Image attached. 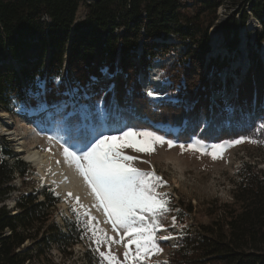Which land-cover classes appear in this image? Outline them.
I'll use <instances>...</instances> for the list:
<instances>
[{
  "label": "trees",
  "instance_id": "trees-1",
  "mask_svg": "<svg viewBox=\"0 0 264 264\" xmlns=\"http://www.w3.org/2000/svg\"><path fill=\"white\" fill-rule=\"evenodd\" d=\"M223 5L231 12L221 29L227 47L235 48L238 26L249 17L260 24L253 29L259 46L264 41V0H0V107L12 112L39 104L53 112L67 100L69 82L78 89L81 106L72 111L63 107L57 116L67 115L63 121L81 142L88 128L99 129L102 109L109 127L124 120L128 126L144 128L146 119L180 126L185 119L178 136L203 121L207 124L202 138L231 140L245 135L253 127L248 113L264 95L262 65L254 56L229 111L212 102L203 114L196 110L201 93L211 88L210 71L215 67L216 76L227 65L204 63L210 50L208 30ZM80 7L84 16L77 20ZM169 36L184 48L167 75L178 85L174 94L181 100L173 105L163 100L152 103L141 91L138 75L146 77L150 64L169 51ZM103 70L111 73L110 79L114 76V88L102 87ZM30 81L39 84L35 95L26 96L24 84ZM16 173L25 176L27 162L0 140V264H34L33 251L37 254L60 239L68 247L80 235L73 223L67 224V235L55 224L50 227L53 233L42 231L59 202L50 189L41 191L42 199L21 193L16 210L10 211L4 201L15 189ZM251 174L243 173L230 204L219 205L204 224L183 227L166 260L149 264H264V173ZM32 240L37 249L20 251Z\"/></svg>",
  "mask_w": 264,
  "mask_h": 264
},
{
  "label": "rangeland",
  "instance_id": "rangeland-1",
  "mask_svg": "<svg viewBox=\"0 0 264 264\" xmlns=\"http://www.w3.org/2000/svg\"><path fill=\"white\" fill-rule=\"evenodd\" d=\"M230 14L231 12L226 5L220 6L216 10V18L208 30L210 50L205 55L204 63L207 61L209 64L211 61L217 64L226 63L227 65L223 66L216 76L213 71L215 67L210 71L209 82L211 88L205 90V93H201V97H199L201 100L196 107V110L202 114L203 108L210 109L212 103L220 106L221 110H230L236 88L245 81L248 70L251 68L252 56L260 61L264 77V41L256 47L253 33V29L259 27L260 24L255 19L252 24L250 22L252 17H249L245 25H239L238 43L234 49H229L221 29ZM83 16L84 8L80 7L76 14L77 20ZM217 27H220V31L217 30ZM213 34H216V41H213ZM157 41L163 40L157 39ZM166 42L172 45L168 49L169 51L160 55L154 63L150 64V69H147L148 73L143 78H148L149 74L150 79L158 77L164 84L169 82L170 85H163V90L158 88H156L157 91L149 90L153 93L151 96L148 95L149 91L145 92L143 88H141V91L149 102L158 103V101L163 100L166 101V104L173 105L181 99L174 94L178 85L172 84L167 75L169 74V67L176 62L184 48L183 44L179 43V40L173 36H169ZM139 53L140 50H137L136 59H138ZM161 64L163 65L161 66ZM182 66L185 67L184 64ZM189 66H186V68L189 69ZM103 73L102 87L104 89L114 88L116 84L114 76L113 79H110L111 73L106 70H103ZM141 75H144V73L138 76ZM97 80L96 78L93 79V81ZM181 83L180 81L179 84ZM38 84V81H30L28 85L24 84L26 96L28 93L35 95ZM150 87L152 86L147 88ZM262 91L264 93V87ZM165 94H167L166 98L162 99L161 97ZM230 97L231 99H229ZM80 101L81 97L78 89L68 82L67 100L62 102L60 106L55 107L53 112L42 108L39 104L37 109L28 107L12 112L0 107V112L4 113V115H0V140L4 145H9L17 157L27 162V174L21 176L16 173L14 176L13 185L15 189L9 193L8 198L4 201L6 207L10 211H15L14 203L23 192L26 194L31 193L32 196L38 195L39 199H42L41 191L50 189L58 197L59 202L52 210V216L43 226L42 231H47L46 234L53 233L54 231L50 227L55 224L61 232L67 235L66 233L69 232L67 224L73 223V227L80 235V240L68 247H66V240L60 239L58 243L41 247L40 252L37 254L33 251L34 264H88L87 258L91 259V264H106L96 251L97 245L92 239V233L86 228L88 220V216L84 214L86 211L96 218L93 221L94 224L99 222V227L104 229L109 236L119 239V236L112 231L111 225L104 222L103 210H98L93 206L95 204L94 197L90 194V189L86 186L82 177L78 176L79 182L72 183L73 187L81 190L83 201L79 199V203H77V194L72 193L69 196L68 194L71 192L68 188H60V181L64 178L59 181L53 178L54 175L49 171V161L38 164L28 162L21 151L38 149L41 153L46 154V157L54 158V163L59 162L62 164L65 171V180L70 179V175L73 173L71 167L73 166L67 163L63 149L69 147L70 151L79 153L80 148L83 147V142L75 138L77 137L76 133L72 132L71 140L69 143H65V140L69 139L67 122L63 121L67 115L62 116V119H60L57 114L63 107H68V110L74 108L75 105L80 107ZM248 114V122L251 125L253 124V127H249L246 134L241 136L255 139L258 142L254 144L245 141L227 147L216 159H213L211 155L187 148L188 144L197 140L208 146L228 141L225 139L216 140L214 135L202 138L201 131L206 126L207 121H203V124L199 125V129L197 127H193L191 130L186 128V131L180 136L178 135L184 128L185 119L182 120L181 128L178 125L170 124L166 127L167 123L155 122L146 118H142V121L146 119L147 125H144L146 127H135L138 131H153L157 135L164 136L165 140L170 139L174 142L172 147H168L166 143L155 145V151L151 154L138 153L131 148L124 149L126 154L138 157L134 162L135 167L143 171H154L157 176L162 178L165 183L157 191L166 193L169 200V211L162 220L163 227L157 232V236H168L170 238L157 241L162 248V252L152 256L146 264L166 260L168 254L180 239L183 227L191 225L194 228L200 223L204 224L209 221L212 213L216 212L219 205L230 204L233 189L237 186L243 173H264V129H260V124L264 123V95L260 105L253 107ZM104 115V109L100 110L101 125L99 129L95 125L88 128L89 134L93 129H96L106 135H119L121 130L126 131L129 127L124 120L115 121L109 127L103 122ZM241 136L234 139H239ZM181 144L185 145L183 150L180 148ZM208 151H211L210 147ZM190 207L191 212H188L187 210ZM74 208L76 211H73ZM173 218L175 219L173 220ZM179 219H183L184 222ZM35 244L36 240L26 241L21 245L20 251L37 249L39 246ZM100 249L101 251L108 250L106 245H101ZM111 250L119 260L123 261V244H112Z\"/></svg>",
  "mask_w": 264,
  "mask_h": 264
},
{
  "label": "snow or ice",
  "instance_id": "snow-or-ice-1",
  "mask_svg": "<svg viewBox=\"0 0 264 264\" xmlns=\"http://www.w3.org/2000/svg\"><path fill=\"white\" fill-rule=\"evenodd\" d=\"M148 95L153 93L149 91ZM100 102L103 103V100ZM260 129H264V123L260 124ZM68 134L69 139L65 143H69L72 138L71 129ZM245 141L254 144L258 142L241 136L210 146L197 140L188 144L187 148L216 159L227 147ZM165 143L168 147L174 144L173 140H165L164 136L153 131H138L134 126H129L126 131L121 130L119 135H106L93 129L90 134H84L83 147L79 153L70 151L69 147L63 149L66 161L75 167L90 189L95 200L93 206L103 210L104 222L110 224L112 231L119 236V239L109 236L99 227V222L93 223L95 217L88 211L84 213L88 216L86 228L92 233V239L97 245L96 251L106 264H146L152 256L162 252L157 241L170 238L157 236L163 227L162 220L169 211L167 194L157 191L165 182L154 171H143L135 167L134 162L138 157L124 151L131 148L138 153L151 154L155 151V145ZM209 147L211 151H208ZM180 148L183 150L185 145L181 144ZM76 200L79 203V197ZM112 244H123V261L112 252ZM101 245H106L108 250L101 251Z\"/></svg>",
  "mask_w": 264,
  "mask_h": 264
},
{
  "label": "bare ground",
  "instance_id": "bare-ground-1",
  "mask_svg": "<svg viewBox=\"0 0 264 264\" xmlns=\"http://www.w3.org/2000/svg\"><path fill=\"white\" fill-rule=\"evenodd\" d=\"M213 36H214V38H213V41H214L216 39V34H213ZM150 82H152V83H150ZM152 84L154 85L155 88H158L159 90H163L164 82L161 81L160 79H158V78L149 79L148 82L146 83V87L152 86ZM147 90L149 91L151 89L147 88ZM163 97H161V98H163ZM0 115H4V113L0 112ZM166 127H168V125H166ZM21 151L24 153L25 159L28 162L35 163V164L37 163L38 164V163H41V162L49 161V165H50L49 171H50L51 174L54 175L53 178L56 179L57 181H59L60 179L64 178L63 180L60 181V184H61L60 188L61 189L68 188L71 193L77 194V197H79V199L81 201H83V198H82V195H81V190L78 189V188L73 187V184H72L74 182H79V180L77 179L79 174L77 173V171H76L74 166L71 167V171L73 173L70 175V179L65 180L64 168L62 167L61 163H59V162L54 163L53 162L54 158L52 159V158L46 157L45 156L46 154L41 153L40 151H38V149H31V150H28V151L21 150ZM68 180H70V181H68Z\"/></svg>",
  "mask_w": 264,
  "mask_h": 264
},
{
  "label": "water",
  "instance_id": "water-1",
  "mask_svg": "<svg viewBox=\"0 0 264 264\" xmlns=\"http://www.w3.org/2000/svg\"><path fill=\"white\" fill-rule=\"evenodd\" d=\"M249 20H250V19H249ZM253 20H254V18H252V19L250 20V22H251L252 24H253ZM218 23H219V22H218ZM251 23H250V24H251ZM214 27H215V26H214ZM214 27H213V28H214ZM217 30L220 31V27H217Z\"/></svg>",
  "mask_w": 264,
  "mask_h": 264
},
{
  "label": "clouds",
  "instance_id": "clouds-1",
  "mask_svg": "<svg viewBox=\"0 0 264 264\" xmlns=\"http://www.w3.org/2000/svg\"><path fill=\"white\" fill-rule=\"evenodd\" d=\"M169 84V82H167Z\"/></svg>",
  "mask_w": 264,
  "mask_h": 264
}]
</instances>
